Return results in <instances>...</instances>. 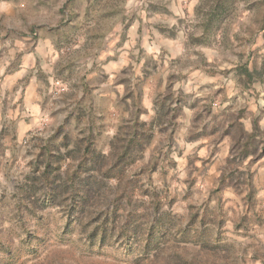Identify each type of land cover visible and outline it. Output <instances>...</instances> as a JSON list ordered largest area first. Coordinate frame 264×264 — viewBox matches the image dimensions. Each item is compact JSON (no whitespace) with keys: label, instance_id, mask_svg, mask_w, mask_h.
I'll list each match as a JSON object with an SVG mask.
<instances>
[{"label":"rangeland","instance_id":"1","mask_svg":"<svg viewBox=\"0 0 264 264\" xmlns=\"http://www.w3.org/2000/svg\"><path fill=\"white\" fill-rule=\"evenodd\" d=\"M263 60L264 0H0V264H264V151L226 128L264 142ZM136 113L130 205L48 195Z\"/></svg>","mask_w":264,"mask_h":264},{"label":"trees","instance_id":"2","mask_svg":"<svg viewBox=\"0 0 264 264\" xmlns=\"http://www.w3.org/2000/svg\"><path fill=\"white\" fill-rule=\"evenodd\" d=\"M242 74L245 75L248 83H252L256 74H259V77L264 74V60L261 72H258L257 69L252 71L250 68L245 66L242 68ZM167 109L168 113H170L171 110H177V108L171 109L170 106H168ZM173 116H175V113ZM226 128L227 132H231L232 128L237 129V156L243 159L249 157L250 155L261 156L263 154L264 142L262 141V135H259V133L256 132V129H253L250 132L246 131L244 130L241 122L237 120L228 122ZM153 131V124L151 122L141 121L138 113L134 114L133 117L127 121V125H124L121 128L113 140V149L111 156H107L105 171H103V163L101 164L98 160V154L92 152L93 150L91 149V146H87L82 160L76 166V172L72 173L71 176L69 175L66 177L65 181H62V184L58 183V180H53L51 178V161H48L43 173L44 179H46V184H44L46 186L45 191L47 190L48 195L53 196L57 189H59L61 190L60 192H64L73 202H76V204H79V202H82L83 204L84 202H87L91 190L95 188V186H98V182L101 184L105 182V179L111 180L117 178L119 183L117 184L116 190L113 191V189H108L110 194L114 195V198L107 196V220L114 219L118 212L117 206L114 207L116 202L121 200L127 205L132 203L134 189L131 185L136 182V180H133V178L126 174V170L134 161V152L148 143ZM259 149L261 152L257 155V151ZM232 161L229 160V163H232ZM94 170L98 171L100 178L97 177L98 175L94 174L87 175L90 171ZM157 199V197H154L155 201L152 202L153 210H157L160 206ZM162 228L163 225L159 224V229ZM152 231H155V228H153ZM123 232L126 234L128 230L124 229Z\"/></svg>","mask_w":264,"mask_h":264},{"label":"crops","instance_id":"3","mask_svg":"<svg viewBox=\"0 0 264 264\" xmlns=\"http://www.w3.org/2000/svg\"><path fill=\"white\" fill-rule=\"evenodd\" d=\"M1 114H2V109H1V107H0V116H1Z\"/></svg>","mask_w":264,"mask_h":264}]
</instances>
